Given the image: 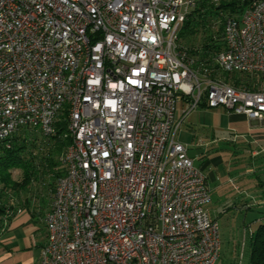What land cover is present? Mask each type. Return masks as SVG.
Here are the masks:
<instances>
[{"label": "built area", "instance_id": "built-area-1", "mask_svg": "<svg viewBox=\"0 0 264 264\" xmlns=\"http://www.w3.org/2000/svg\"><path fill=\"white\" fill-rule=\"evenodd\" d=\"M202 1L0 0V142L22 128L55 136L65 121L38 264L217 261L219 223L176 137L177 102L264 120V85L220 75H264V0L224 15L209 67L178 46Z\"/></svg>", "mask_w": 264, "mask_h": 264}, {"label": "crops", "instance_id": "crops-1", "mask_svg": "<svg viewBox=\"0 0 264 264\" xmlns=\"http://www.w3.org/2000/svg\"><path fill=\"white\" fill-rule=\"evenodd\" d=\"M189 105L190 101L185 97H181L177 102L176 117L181 121L176 134L177 139L187 147V154L193 161L200 162L198 167L204 172L208 186L211 178L219 192L222 185L226 184H231L236 191L246 192L250 183L240 187V184L235 183L237 175H232L228 167L225 175L216 174L213 177L205 173V167H210L211 160L216 161L218 158L211 157V152L217 148L215 143L225 137L215 135L214 128L228 129L229 135L226 137H229L230 143L234 138L243 137V141L235 145L232 153L236 159H241L242 164L246 160L245 155L249 156L250 161L244 162L246 164L242 168L244 171L239 174L240 177H245L250 174L247 170L251 164L255 170L264 173V120L249 118L242 113L227 110L224 106L208 107L204 102H199L186 112ZM209 113L210 122L207 120ZM204 127L208 129L204 130ZM233 163H236L235 160ZM53 175L49 169H39L27 185L12 189L9 201L11 208L0 217V264H38L40 249L46 240V228L42 217L50 206L54 187ZM222 176H225V179H222ZM21 180L20 178L17 181ZM261 186H264V181H261ZM211 191L210 189V195ZM253 196L250 194L249 197ZM241 202L243 205L246 204L244 198ZM257 202L264 203V198L261 201L257 199Z\"/></svg>", "mask_w": 264, "mask_h": 264}, {"label": "trees", "instance_id": "trees-1", "mask_svg": "<svg viewBox=\"0 0 264 264\" xmlns=\"http://www.w3.org/2000/svg\"><path fill=\"white\" fill-rule=\"evenodd\" d=\"M250 2L251 0H220L218 4H213L210 0H203L187 16L178 32L179 39L186 35H199L197 47L192 46V44L182 45L180 43H178V46H184L190 53L200 50L201 58L196 65L205 63L206 67L211 66L210 60L207 61L204 58L219 52L225 46L222 38L224 15L238 14ZM213 19L216 20L217 25L213 23ZM220 75L224 80L238 87L255 89L261 84L264 85V75L257 77L247 72H222ZM56 125L57 135L43 137L41 144L36 142L37 138L32 136L33 133L28 128H22L10 136L7 139L8 146L4 142H0L1 187L9 185L10 189H13L20 185H27L39 169L51 170L54 179L62 172V168L59 167V156L67 143V140L61 136L65 131V121L62 120ZM23 160H25V163L23 169H21L22 180L8 182L10 169H13L14 165L24 162ZM41 165L42 167H40ZM3 195H5L4 190L0 192V217L5 215L11 208L10 196ZM249 245L250 254L247 264H264V214H262L261 221L256 229L251 232Z\"/></svg>", "mask_w": 264, "mask_h": 264}, {"label": "rangeland", "instance_id": "rangeland-1", "mask_svg": "<svg viewBox=\"0 0 264 264\" xmlns=\"http://www.w3.org/2000/svg\"><path fill=\"white\" fill-rule=\"evenodd\" d=\"M213 23L217 25L215 19H213ZM198 41L199 35H186L180 39L178 37V43L182 45L192 44V46L197 47ZM260 75L261 74H253V76L257 77ZM207 120L209 122L211 121L210 113L208 114ZM195 128L197 127L195 126ZM207 129L208 128L205 129L204 127V130ZM228 132V129L223 130L218 127L214 128L215 135H224L225 137L220 142L217 141L215 143V147L217 148L211 152V157L218 158L216 161L211 160L210 167L208 168L206 166L204 171L209 176L213 175L214 177L216 174L225 175L227 172L226 168L228 167L232 175H237V178L235 179L236 184H240V187H244L245 183H250V186H248L246 190L244 188L246 192H240L234 190L231 184H226L222 185L221 192H219V189L215 186V181L210 178L209 187L212 190V199L207 208L209 215L217 219L219 223L221 238V252L215 264H247L250 254L249 243L251 232L256 229L258 223L261 221L262 214H264V203L257 202V199L258 201H261V199L264 198V186H261V181H264V173L255 170V167L251 164V166H249L250 169L247 170L250 174L247 176L245 175V177H240L239 174L242 173L241 171H244L242 168L246 165L244 162L250 161L248 160L249 156L247 154L245 155L246 160L243 161V164L242 161H240L241 159H236L233 156L232 150L235 149V145L237 146L243 141V137L239 136L238 139L234 138L232 143H230L228 140L229 137H226L229 135ZM32 136L37 138L36 142L38 144H41L44 136L37 133H33ZM243 156L244 154L242 153L241 157ZM234 160L236 163H233ZM23 161L24 162H21L18 165H14L13 169H10V173H8V182H11V180L17 181L22 177L23 174L21 169H23L25 160ZM193 162L197 166L200 164L198 160H194ZM222 179H225V176H222ZM1 186L2 185L0 183V187ZM2 190L5 192V195L3 196L7 195L11 198L12 189H10L9 185L1 187V191ZM250 194H253L254 196L250 198ZM243 198L246 200L245 205L241 202ZM246 206H250V208H247Z\"/></svg>", "mask_w": 264, "mask_h": 264}]
</instances>
